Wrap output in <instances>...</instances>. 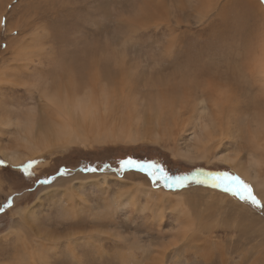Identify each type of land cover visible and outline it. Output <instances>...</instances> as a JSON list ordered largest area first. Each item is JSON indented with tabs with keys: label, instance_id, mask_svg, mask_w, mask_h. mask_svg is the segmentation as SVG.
I'll return each mask as SVG.
<instances>
[{
	"label": "rangeland",
	"instance_id": "374dc122",
	"mask_svg": "<svg viewBox=\"0 0 264 264\" xmlns=\"http://www.w3.org/2000/svg\"><path fill=\"white\" fill-rule=\"evenodd\" d=\"M263 51L264 0H0L1 116L16 118L34 106L41 123L54 120L43 108L46 81L51 92L75 83L79 97L89 88L108 105L88 139L16 167L1 150L15 148L18 128L3 130L0 264H264V211L210 185L155 184L181 192L188 214L173 208L174 197L159 205L157 194L151 211L142 195L96 223L87 212L73 217L79 205L68 196L82 194L95 213L108 210L124 184L152 185L136 169L118 171L131 157L155 161L170 175L230 171L264 202V186L251 178L258 170L264 179V162L254 168L264 159ZM130 120L138 126L134 137L118 125ZM106 127L115 135L93 137ZM60 179L75 187L58 185L46 198L42 191ZM29 207L41 216V233L51 232L48 243L76 231L94 238L78 241L77 257L65 238L52 249L34 241L32 248V238L23 249L10 226Z\"/></svg>",
	"mask_w": 264,
	"mask_h": 264
},
{
	"label": "bare ground",
	"instance_id": "6f19581e",
	"mask_svg": "<svg viewBox=\"0 0 264 264\" xmlns=\"http://www.w3.org/2000/svg\"><path fill=\"white\" fill-rule=\"evenodd\" d=\"M258 69L260 73L262 74V77L264 78V59L258 65ZM3 76H4V72H2L0 77H3ZM74 84L75 83L71 85V90H69V87L67 88V86H64L63 88L62 87L55 88L54 89L55 91L51 92V89H52L51 87H53L52 86L53 84L51 82L46 81V84L43 90L44 98L42 99V101H43V108L49 110L50 115L54 116V120L50 122L41 123L38 120V110H36L34 106L28 111L27 114L23 112L16 113L18 114L16 118L0 115V136L2 135L3 130L9 128L12 125H15V127L18 128L17 130L18 137L16 141H14L15 148L12 149L11 147V150H9L10 152H8V150L7 151L1 150L4 152V155L11 162L12 165L16 167L20 164L27 163V161H35L37 158L43 156L44 154L53 151L54 148H58L62 146L64 147L65 145L77 142L80 138L88 139V136L90 135L89 132L91 131L90 127L93 126L94 129L95 127L96 129L98 128L99 124L97 122L99 120L98 119L99 116L97 115L101 113L102 109L106 111L108 109V105L106 103L100 104L99 100L94 95L95 93L89 88L86 90L87 93L85 96L79 97L77 95V88L75 87ZM104 110L103 112L105 113ZM24 114L26 115L25 117H24ZM94 121H96V124L94 123ZM114 121H113V124H114ZM92 122L96 126H94ZM118 125L122 127L120 129V132L123 131V133L128 136L134 137L137 134L138 126L133 120H130L127 123L120 121ZM106 129L108 130H104V132H101L100 130H96L95 133L97 132V134L95 135L92 133L91 134L94 135L93 137H95L96 139H99V140L102 139L101 141H106V139L110 138L112 135H115L114 131H110V128L106 127ZM88 133L89 135H87ZM261 149L264 151V147H261ZM221 160L226 164L228 163L229 165L233 163L232 160L227 157H222ZM263 162H264L263 157L261 159H258L259 165L254 166V168L259 169L260 167H263ZM241 172H244L246 175L248 174L252 175L249 172V170L244 171L242 169ZM257 172L258 170H256L255 174L252 175L251 178L253 177L254 182L259 185L257 186L258 188L263 187L264 179H260L257 175ZM101 177H103V175H101ZM105 177L106 175H104V178ZM76 178L78 179V177ZM120 179L122 180V182H124L126 178L124 180L123 178H120ZM102 181L104 180L102 179ZM126 181H129V179ZM148 182L149 181L147 180L138 181V183L132 184L133 187L131 185H128V183L127 184L123 183L125 185V188L120 189L116 193L115 198L114 199L112 198L109 201V203L106 204V206L109 209L108 210H97V212L95 213L93 212L94 206L91 203L89 204V202L87 203L82 194L77 193L75 190H71L68 192V196L72 200L70 201V203L75 204L77 206L79 205L78 206L79 209L70 211V209L67 208L66 210L72 212L71 214H73V217H76V218L81 213L87 212V213H90L94 219L92 223L99 222L100 220L104 222L107 215H103V214L107 212L115 213L122 207H125L128 201H131V200L132 201L136 200V202L139 201L142 195H145L147 197L148 202L150 203V206H151L150 209L151 211H153L152 205L156 203V198L154 197V194H157L161 201L159 205L164 204V201H167V200H169V202H172V199L174 197L176 199V202L173 204V208L177 210L179 214L189 213L190 209L187 208V204L185 203L186 200L184 201V199L182 198L184 197V195L181 192L177 193V192H172V191L165 190V189L154 188L151 185V183H148ZM65 184H66V181H62L60 179L53 186H50L44 189L42 193L45 195L46 198L47 197L54 198V196L62 188L64 187L74 188L75 187L74 183L73 185L70 184L71 186L70 185L66 186ZM58 185L62 186V188L60 189ZM51 195H53V197ZM38 200L40 201L38 203L43 204L42 203L43 199L40 196ZM162 208L164 209V207ZM17 213L19 215V218L18 219L15 218L12 220V224L10 226V229L12 230H10V233L15 234L14 235L16 238L15 241L23 242L22 244H20L23 249L28 247V241L29 239H32V238H33L31 240L32 242L34 241L36 243H40L42 246H44L45 249H50L51 247H55L56 244H58L56 242L57 241L59 242L60 238L62 240L65 238L66 244L68 248L70 249V252L72 253V255L77 257L78 252L76 253V246H77L78 241H81V239H84V241L86 240L89 242L94 238L93 233L82 234L81 232L77 233L76 231V234L72 232V233H68V234H65L62 236H56V237L51 235L53 236V241L51 243H48L47 240L49 237L47 235H49L48 232L50 231L46 230V232L41 233L42 229L40 228L41 226L39 223L41 216H39V213L37 212V210L29 207L27 209L26 208L21 209L17 211L16 214ZM26 217L36 227L38 235L31 228L29 233L34 232L35 234V236L32 237L24 229L22 225L25 223L23 219H25ZM21 221H23L22 224L20 223ZM40 233L41 235H39ZM43 238H45V240H43ZM34 242L32 243V248H34V245H33L35 244ZM19 263H23V260H21Z\"/></svg>",
	"mask_w": 264,
	"mask_h": 264
},
{
	"label": "snow or ice",
	"instance_id": "6c2138e0",
	"mask_svg": "<svg viewBox=\"0 0 264 264\" xmlns=\"http://www.w3.org/2000/svg\"><path fill=\"white\" fill-rule=\"evenodd\" d=\"M126 168L136 169L145 173L154 185L162 184L163 187L168 189H184L189 184L210 185L214 189H219L225 194H231L240 201L250 203L253 207L264 211V202L257 198L252 186L239 175L227 170L209 172L204 175L203 179L199 178L200 173L195 175H170L168 171L155 161L131 157L119 161L118 171H123ZM88 170L96 171L95 168ZM25 172H27V168H25Z\"/></svg>",
	"mask_w": 264,
	"mask_h": 264
},
{
	"label": "flooded vegetation",
	"instance_id": "af4514ba",
	"mask_svg": "<svg viewBox=\"0 0 264 264\" xmlns=\"http://www.w3.org/2000/svg\"><path fill=\"white\" fill-rule=\"evenodd\" d=\"M152 186H153L154 188H158L157 186H155V185H153V184H152Z\"/></svg>",
	"mask_w": 264,
	"mask_h": 264
}]
</instances>
